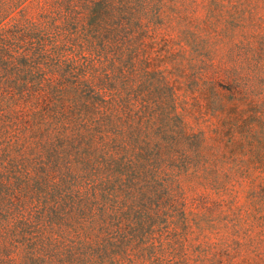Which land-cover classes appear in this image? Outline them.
Masks as SVG:
<instances>
[{"label": "rangeland", "instance_id": "rangeland-1", "mask_svg": "<svg viewBox=\"0 0 264 264\" xmlns=\"http://www.w3.org/2000/svg\"><path fill=\"white\" fill-rule=\"evenodd\" d=\"M115 2L121 12L101 30L109 36L108 30L119 24L120 32L94 40L96 48L85 43L86 34L93 35L78 20L76 0H0L17 3L15 20L5 28L37 23L41 45H59L53 57L73 59L72 77L76 70L109 77L118 59L128 58L134 70L165 76L174 91L173 107L162 123L155 120V96L144 98L142 88H133L122 104L114 100L117 117L102 129L117 133L104 136L114 138L109 145L116 147L113 153L122 164L128 158L135 163L122 165L114 177V197L101 199L93 190L106 176L96 173L94 162L85 174L68 175L63 191L70 198L64 203L67 213L51 224L39 210L44 201L54 206L58 192L44 198L49 188L36 189L26 181L30 176L19 177L23 164L33 174L40 160L30 153L24 161L20 142L3 122L0 264H264V0ZM7 41L14 43L10 49L35 42ZM122 87L117 81L112 90L123 93ZM72 116L85 131L97 117L76 110ZM176 124L189 137L167 155L158 153L153 142ZM102 143V136L91 137L92 148ZM64 161L51 177L66 172ZM142 191L147 197L139 201ZM120 236L127 237V244L113 254L114 261L96 262L97 242L111 247Z\"/></svg>", "mask_w": 264, "mask_h": 264}, {"label": "trees", "instance_id": "trees-1", "mask_svg": "<svg viewBox=\"0 0 264 264\" xmlns=\"http://www.w3.org/2000/svg\"><path fill=\"white\" fill-rule=\"evenodd\" d=\"M76 2L80 10L78 20L93 35L86 34L85 43L88 46L100 48L99 45L91 43L94 40L101 42L106 38L110 39L117 34L118 22L116 28L108 30L109 36H105L101 30L107 19H112L115 17L114 14L121 12L115 0H76ZM16 5L17 3L0 4V128L2 123L6 122V131L12 133L16 143L20 142L24 161L29 159L30 153L37 155L40 160L33 174L31 168L27 169L26 164H23L22 170L21 168L19 170V177L30 176L26 181L32 182L36 189L49 188L44 198L56 195L58 192V200L54 206L47 207L44 201L39 210V216L40 214L46 216L48 223L51 224L57 222L60 215L67 213L64 203L70 198L63 194V191L66 188L68 175L75 172L85 174L89 164L94 162L98 168L96 173L101 172L106 176L93 184V190L98 191L97 196L101 199L108 195L114 197V177L122 165L128 168L135 163L134 158H128L122 164L121 158L113 153L116 147L109 145L115 142L114 138L105 139L106 133H110L111 136L117 133L102 129L104 126L106 128L112 126L113 119L117 117L113 110L114 100L117 99L122 104L125 95L132 93L133 88H142L144 98H148L149 95L155 96L153 101L154 106L157 107L155 120L162 123L167 120V110L173 107L174 91L165 76L157 71L139 68L134 70L128 58H119V66L112 67L113 72L109 77L86 76V72L77 70L72 77L69 68H72L70 64L71 61L74 62L73 59L53 57L61 47L52 43L50 46L41 45L42 36L35 31L38 27L37 23H32L31 28L28 29H20L17 27L18 24L13 25V30L5 28L8 21L15 20L13 15L16 12ZM7 10L9 14L5 18ZM8 38H13L14 42L32 38L35 42L23 48L10 49L9 47L14 43L8 45ZM122 39H119V43ZM79 67L76 65V68ZM117 81L123 86V93L121 89H115L120 91L118 93L113 92L112 89ZM74 110L97 115L90 131H85L83 124L74 122L72 119ZM173 118L180 120L177 114H174ZM181 126L176 124L169 132H160L152 148L158 153L161 151L164 155L174 150L179 145L177 142L189 137L182 129L183 125ZM95 134L102 136L101 148H92L94 146L91 144V137ZM148 145L149 143L143 144L141 150H146ZM106 146L109 152L105 150ZM124 148L126 150L127 146ZM66 150L70 151L67 153ZM65 159H68L64 161L66 165L63 166L66 172L62 176L51 177L54 172L63 169L61 164ZM102 168L104 170H99ZM140 195L138 199L143 201L147 197V191H142ZM84 196L89 200L88 196ZM101 211V208L97 209L99 216ZM125 239L126 236H120L111 247L105 242L98 241L95 246L98 251L96 255H92L95 261L99 263L103 258L108 257L110 262H113V254H118L120 248L127 244ZM30 259L40 260L38 256Z\"/></svg>", "mask_w": 264, "mask_h": 264}]
</instances>
